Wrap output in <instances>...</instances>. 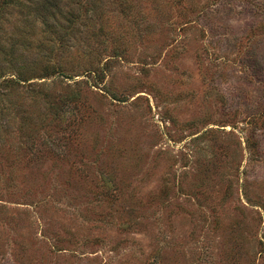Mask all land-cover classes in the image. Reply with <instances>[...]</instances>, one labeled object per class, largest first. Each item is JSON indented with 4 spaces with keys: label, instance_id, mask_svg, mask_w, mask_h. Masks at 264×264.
Masks as SVG:
<instances>
[{
    "label": "rangeland",
    "instance_id": "rangeland-1",
    "mask_svg": "<svg viewBox=\"0 0 264 264\" xmlns=\"http://www.w3.org/2000/svg\"><path fill=\"white\" fill-rule=\"evenodd\" d=\"M58 1L0 26L36 68L0 89V264H264V0Z\"/></svg>",
    "mask_w": 264,
    "mask_h": 264
},
{
    "label": "trees",
    "instance_id": "trees-1",
    "mask_svg": "<svg viewBox=\"0 0 264 264\" xmlns=\"http://www.w3.org/2000/svg\"><path fill=\"white\" fill-rule=\"evenodd\" d=\"M14 11L24 13L25 17L28 16V13H31L30 17L40 20L42 25L50 29L52 34H57L62 28L60 19L66 20L74 15L72 9L68 8L66 5H60L58 0H0V26L1 23L4 22L5 16L11 15ZM62 38L63 36L61 35L59 40ZM13 55L14 48L12 46L7 50L3 48L0 49V57H12ZM7 67H9L7 69L10 71L14 69L11 63H8ZM49 67L46 66L43 69L47 71ZM35 69V67H29L27 69L21 67L14 70L15 74L5 76L0 67V79L3 80L2 83H0V89L4 87L5 90L7 88H12V86L20 82L30 81L32 78H27L26 75L33 73ZM4 93L2 94L0 92V96H3Z\"/></svg>",
    "mask_w": 264,
    "mask_h": 264
}]
</instances>
